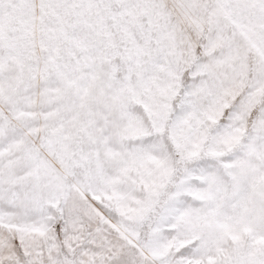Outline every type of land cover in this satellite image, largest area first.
<instances>
[{
  "label": "snow or ice",
  "instance_id": "obj_1",
  "mask_svg": "<svg viewBox=\"0 0 264 264\" xmlns=\"http://www.w3.org/2000/svg\"><path fill=\"white\" fill-rule=\"evenodd\" d=\"M0 264H264V0H0Z\"/></svg>",
  "mask_w": 264,
  "mask_h": 264
}]
</instances>
